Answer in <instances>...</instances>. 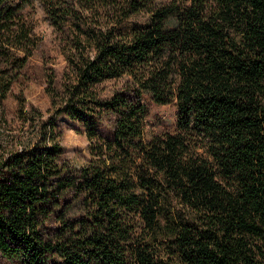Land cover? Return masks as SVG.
<instances>
[{"label": "trees", "instance_id": "16d2710c", "mask_svg": "<svg viewBox=\"0 0 264 264\" xmlns=\"http://www.w3.org/2000/svg\"><path fill=\"white\" fill-rule=\"evenodd\" d=\"M41 4L62 68L35 0H0V264H264V0Z\"/></svg>", "mask_w": 264, "mask_h": 264}, {"label": "rangeland", "instance_id": "374dc122", "mask_svg": "<svg viewBox=\"0 0 264 264\" xmlns=\"http://www.w3.org/2000/svg\"><path fill=\"white\" fill-rule=\"evenodd\" d=\"M33 13L36 31L44 40L43 49L55 60L57 67L62 68L65 65L64 57L59 52L54 27L51 25L44 11L41 0H35V9H33ZM39 56L40 55L36 57L34 63H39ZM24 92L29 103L39 106L43 110L48 109L49 99L44 92V85L42 82L31 80L25 87ZM8 108L10 115H12L15 108V102L13 100L8 102ZM149 110L150 122L160 128L168 129L171 127L168 121L174 123L176 120L177 108L174 104L159 106L150 105ZM58 123L64 132V144L69 158L75 164L83 163L89 151V139L87 135L83 133V127L79 123L66 117L61 118ZM99 131L105 137L111 136L110 132L104 127H99Z\"/></svg>", "mask_w": 264, "mask_h": 264}]
</instances>
